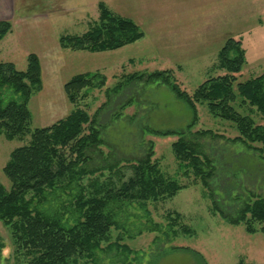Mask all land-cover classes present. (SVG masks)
<instances>
[{"label":"rangeland","instance_id":"374dc122","mask_svg":"<svg viewBox=\"0 0 264 264\" xmlns=\"http://www.w3.org/2000/svg\"><path fill=\"white\" fill-rule=\"evenodd\" d=\"M100 2L133 21L143 38L103 53L61 49L62 35H81L98 20ZM0 21L11 24V31L0 40V62L13 63L22 71L29 54L40 60L42 88L28 105L31 130L49 127L78 107L92 116L106 104L97 119L106 142L101 148L104 155L110 152L112 160L137 161L151 141L161 170L182 183L192 178L176 171L171 149L176 137H155L143 129L182 131L191 120L188 107L161 82H132L109 99L104 90L112 89L123 75L179 69L175 78L191 95L208 78L224 74L213 66L228 38L240 40L245 53L236 83L264 71V0H0ZM94 72L105 76L104 88L76 105L69 103L64 84L78 74ZM197 116L194 131L211 130L228 139L237 136L229 122L213 118L205 106H197ZM252 116L261 123L257 114ZM29 139L8 141L0 136L3 186L9 188L2 170L10 154ZM201 143L216 169L210 187L219 208L235 213L248 194L264 196V159L223 139L204 138ZM97 159L92 167L101 164ZM124 173L128 177L130 170ZM107 176L104 171L101 181ZM144 207L134 203L121 210V229L111 231L110 243L118 241L122 251L98 253L99 264H264V235L248 234L242 225L230 226L213 215L201 185ZM176 213L180 219L172 227L168 215ZM181 226L191 232L183 233ZM13 251L10 230L0 222V264H14Z\"/></svg>","mask_w":264,"mask_h":264},{"label":"trees","instance_id":"16d2710c","mask_svg":"<svg viewBox=\"0 0 264 264\" xmlns=\"http://www.w3.org/2000/svg\"><path fill=\"white\" fill-rule=\"evenodd\" d=\"M98 11V20L85 33L62 35L60 48L103 53L143 38L133 21L113 14L104 3L98 4ZM10 31L11 24L0 21V40ZM244 64L241 41L228 38L213 66L224 74L208 78L191 95L181 89L172 70L123 75L112 89L104 90L109 99L132 82H161L188 107L192 116L182 131L143 129L155 137H176L171 145L176 171L183 178H192L182 183L161 170L151 141L137 161L112 160L110 152L104 155L101 148L106 142L97 119L106 104L92 116L78 107L49 127L31 130L28 105L42 88L40 60L29 54L22 71L13 63L0 62V136L8 141L30 138L27 145L12 151L2 170L9 188L0 183V222L10 230L14 264H99L98 253L122 251L118 241L110 243L111 231L121 229V210L134 203L145 209L148 203L172 199L197 184L211 200L213 215L230 226L242 225L248 234L264 235V196L248 194L235 213L218 207L210 187L216 169L201 143L204 138L223 139L264 159V71L236 83ZM105 83L99 72L84 73L72 77L63 90L68 102L76 105L103 89ZM197 106H205L213 118L229 122L237 136L228 139L211 130L194 131ZM250 113L257 114L261 123ZM95 157L101 164L92 167ZM126 169L130 170L128 177ZM104 171L108 176L101 181ZM168 219L173 227L180 215L169 214ZM180 228L183 233L191 232Z\"/></svg>","mask_w":264,"mask_h":264},{"label":"crops","instance_id":"0c3cea01","mask_svg":"<svg viewBox=\"0 0 264 264\" xmlns=\"http://www.w3.org/2000/svg\"><path fill=\"white\" fill-rule=\"evenodd\" d=\"M218 52H219V51H218ZM175 66H176L177 68H179V67H180V64H176ZM170 70H172V69H170ZM175 70H176V71H179V69H174V70H172V71L175 72Z\"/></svg>","mask_w":264,"mask_h":264}]
</instances>
